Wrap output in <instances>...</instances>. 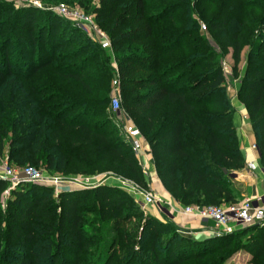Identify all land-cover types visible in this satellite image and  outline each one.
Instances as JSON below:
<instances>
[{
	"label": "trees",
	"instance_id": "16d2710c",
	"mask_svg": "<svg viewBox=\"0 0 264 264\" xmlns=\"http://www.w3.org/2000/svg\"><path fill=\"white\" fill-rule=\"evenodd\" d=\"M41 1L90 10L111 48L102 50L87 38L74 46L81 34L57 28V21L63 20L56 15L36 28L35 8L9 13L0 21V56H4L0 64L6 67L5 73L0 70V118L12 111L13 129L18 131L9 144L8 162L25 166L42 161L48 172L62 175L112 173L144 186L130 146L124 150L125 143L113 137L111 118L106 116L115 74L112 61L120 71L125 107L139 112L157 178L171 198L183 206L237 204L240 196L232 174L243 169L244 161L224 87L222 54L199 32V23L205 24L223 55L231 51L232 72L240 78L237 99L247 109L264 169V0L241 4L237 14L213 12L207 0ZM8 45L14 50L11 62ZM245 49L249 51L240 76L237 66ZM55 79L77 83L81 97L62 94L56 112L49 113L43 106L54 99ZM34 113L37 124L31 128L23 120ZM5 185L0 181V193ZM43 189L30 185L14 190L6 208L5 245L31 244L39 251L28 253L36 263H55L62 248L76 263L81 251L101 243L99 236L88 233L91 223L112 220L118 231L119 219L126 223L141 217L131 197L106 185L61 192L57 201L46 198ZM133 233L134 229L117 234L113 243H121L119 252L114 250L116 244H103L93 264H226L230 256L224 251L235 239L245 240L237 245L250 256L248 264H264V228L258 225L226 238L196 240L146 218L138 248ZM19 264L33 262L24 259Z\"/></svg>",
	"mask_w": 264,
	"mask_h": 264
},
{
	"label": "rangeland",
	"instance_id": "374dc122",
	"mask_svg": "<svg viewBox=\"0 0 264 264\" xmlns=\"http://www.w3.org/2000/svg\"><path fill=\"white\" fill-rule=\"evenodd\" d=\"M209 1L208 4L212 3V11L214 12L215 10H226L227 12H233L237 14V11L240 9L241 4L244 5H253L255 3H260L263 0H207ZM39 4L41 6V8H38L37 6L34 7V5ZM59 5H65L68 6L70 9L73 10H78L81 13H83L84 15H93L90 14V10L85 11L82 7H80L77 4H72V5H67L64 3H60L58 5H49V4H44L41 0H0V21H5L6 20V16L9 13L12 12H16V11H21L24 9H30V8H35V10H38L37 12L33 13V19H34V25L36 28L42 26L44 23H46V21L52 17H54V13L52 12H48V9L50 8H54L56 6ZM93 6H98L97 2H93L92 3ZM58 17V16H57ZM61 18V17H58ZM61 20H63V22H58L56 23V27L60 29V27L63 26V28H67V30H71V29H76V33L77 34H81V38H78L75 42H74V46L77 44H80L83 42L84 38L89 39L91 42H93L91 40V38L89 37V30L85 27H76L75 24L71 21L65 20L63 18H61ZM199 32L201 34H206L208 37V40L211 42L212 46L214 47L215 51L218 54H222L221 60H220V64H221V70L223 75L225 76V89H226V94L229 98V101L231 103V88H233L236 84L239 85L240 83V78H235V76L233 75V62L231 60V51H228V54H224L223 52L220 51L219 47L216 45V43H214V41L211 38V35L208 34L205 24L203 22L200 21L199 23ZM203 27H205V30H203ZM79 32V33H78ZM249 49H245V51L242 53V58H241V62L239 63V65L237 66V71L238 74H240V76L242 75V73L244 72L245 66H246V57L248 54ZM7 60L8 62H11L13 60V56H14V50L12 49L11 45L7 46ZM0 59H4V56L1 54ZM4 61V60H3ZM30 61V60H29ZM28 61V62H29ZM31 63V61L29 62V64ZM111 66L112 68H114L115 70V74H113V77L111 79L110 82V99H111V95H112V90H113V81L117 78V75L120 76V71L117 68L116 64L114 62L111 61ZM0 70L2 72H6V67L2 64H0ZM52 81V79H50ZM52 96L54 97V99L46 106H43L44 108L47 109V112L49 113H53L56 112L55 107H57L60 103V97L62 96V94L64 95H68L71 98H80L81 97V91L80 88L78 87L77 83L75 82H63L60 81L59 79H55V81L52 83ZM230 88V89H229ZM239 88V86H238ZM120 89V93H121V107H120V112H121V118L116 117V115L112 114L110 111V106H107V113L106 116L108 118H111V124L113 126V137L114 138H119L121 139L126 147H124V150L128 151V142L126 141V139L124 138V136L120 133V128L119 126H121L123 123L127 122L130 125H132L133 127L137 128L142 136L143 139V163L142 165H139L140 167V172H141V176L143 178V180L145 181V185L144 186H139L140 189L142 191H151L153 192L155 195H158L159 197L163 198V194L161 193V191L159 190V188L157 186H155V182H157V173H156V169L154 166V157L152 156V152L150 147L148 146V144L145 141V137H144V132H143V128L142 126L139 124V112L138 111H134V110H130L127 109L125 107V104L123 102V93H122V88L121 85L119 87ZM141 92V91H140ZM50 106H53V108H50ZM26 108V107H25ZM24 108V109H25ZM6 116L1 117L0 118V135L4 141V152H2V154L0 155V165H7L11 170L20 172L23 168L25 167H30L35 169L36 171H38L39 173L45 175V176H49V177H61L63 179H88L90 180V183L92 184V186H101V185H106L108 187L114 188L115 190H118L124 194H126L127 196L132 198L133 201V206L134 209L136 210L137 213L141 214L140 218H137L135 216H133L130 221H127L126 223H123V219H119V229L118 231H115V224L114 221L112 220H104L102 223H100L101 225H99L98 223L94 222L91 223V228L90 230H88L89 234H93L94 236H99V238L101 239V243H98L96 245L91 246V249L88 251H81L77 258H76V263L73 262V259H71L69 257V255L66 254V250L64 248L61 249L60 254L57 256V260L56 262L52 263L50 261H40V262H35L36 260H34L33 257L28 256V253L31 252L32 254L38 253L39 251L36 250L34 248V246H32L31 244L27 243V245L24 247L22 245V247L20 246H14V244H12V241L10 242L9 246L5 245V240L6 239V235L8 234V232L5 230L6 229V220H7V205L10 199H12V193L14 190H17L21 187H25V186H30V185H34V184H30L27 182H23L20 183L18 186H13L11 183L6 182L5 187L2 189L1 193H0V264H19V262L23 261L24 259H30L32 260L33 264H86V263H91L93 264L96 261V255L98 254V250L102 247H108L109 245L111 246V244L115 241V238L118 236L117 234H121L122 233H127L130 232L134 229V233L135 236L137 235V238L135 239V243L136 246L137 241H138V237L139 234L141 232V227L144 223V220L146 218H152V219H156L158 222H160L163 225H168L170 227H172L173 229H175L177 231V234H179L182 237H187V238H192L194 239V235H190L187 234V232H182L180 230H177L176 227H174L173 224H170L169 222H163L161 221V219L157 218V214L154 211L153 208H143L138 202L135 201V199L133 198V195L130 193V190H122V187H124L121 182L122 180H124V183L127 181L131 182L129 180L123 179L120 176H116L115 174L112 173H106V174H99V175H94V176H74V175H62V174H53L48 172L45 169L44 164L42 163V161H40L39 163H31V164H26L25 166H20L18 164H13V163H9L8 162V148H9V144L11 142V140L18 134V131H14L13 129V112L6 110ZM35 112V111H33ZM21 114H25V110L21 111ZM94 115H90V117H93ZM25 125H28L29 127L32 128H36V124H37V116L36 114H32L31 116L26 117L25 120H23ZM97 119L94 120V124H97ZM98 126V125H96ZM108 131H111L112 129L109 128L107 129ZM132 153V152H131ZM134 155V154H133ZM121 180V181H119ZM159 180V179H158ZM96 184V185H94ZM38 186V185H35ZM40 188H42V186H39ZM91 188V189H83V190H93L95 189ZM44 189L41 191V193L46 196V198H49L51 201H57L58 200V196H56L55 192L53 189L48 188L45 189V187H43ZM75 190H79L78 187H71L70 189H66L63 190L62 192H66V191H75ZM165 190V189H164ZM166 192V191H165ZM40 193V191H39ZM167 193V192H166ZM168 194V193H167ZM92 196V195H91ZM170 196V195H169ZM92 198V197H90ZM177 203V202H176ZM190 206V205H189ZM166 207V206H165ZM164 207V209H161L160 211L164 212L166 211V208ZM135 215V214H134ZM91 221H94L93 217H90ZM206 221V220H205ZM204 221V222H205ZM123 223V224H121ZM207 223V221L205 222ZM207 225H210L209 223H207ZM103 226V227H102ZM212 227V226H211ZM94 230H91L93 229ZM242 230V228L240 229ZM233 234V233H232ZM231 235V234H229ZM132 236V233H131ZM164 236V235H163ZM162 236V238H164ZM214 236V234H213ZM55 235L52 236V238H54ZM196 237V236H195ZM228 237L225 236V238ZM223 238V237H222ZM9 241V240H7ZM245 240L244 239H235L233 240L231 245L233 247H231L230 250H226L224 251L225 254L229 255V259L227 260L226 264H242L245 259H244V254L245 252L240 251L238 249V245H241ZM225 243H227V241H225ZM23 244V243H22ZM115 245V249L116 252H119V247H121V243L117 242L113 243ZM231 244V243H230ZM238 244V245H237ZM138 248V246L136 247ZM110 251V250H109ZM110 255V253L108 254ZM107 255V257H108ZM115 254H113L111 261L114 260ZM103 257H105V254L103 255ZM105 259V258H104ZM103 261V259H102ZM101 261V262H102ZM99 264V263H98Z\"/></svg>",
	"mask_w": 264,
	"mask_h": 264
},
{
	"label": "built area",
	"instance_id": "2783aa9c",
	"mask_svg": "<svg viewBox=\"0 0 264 264\" xmlns=\"http://www.w3.org/2000/svg\"><path fill=\"white\" fill-rule=\"evenodd\" d=\"M41 8L39 4L34 5ZM49 12L65 20L71 21L77 27L85 26L89 30V37L98 44L102 50H109L111 48L110 40L107 35L96 25L94 15H84L78 10L70 9L68 6L59 5L48 9ZM205 30V27H203ZM120 77L113 81V90L110 99V111L116 117L121 118V93H120ZM120 128V133L124 136L136 161L142 165L143 161V139L140 131L125 122ZM253 149H257L253 146ZM248 170L255 171V166L250 163L247 166ZM0 181L9 182L13 186H18L20 183L27 182L30 184L51 188L58 196L63 190L71 187H78L79 189H91L90 180L84 179H63L61 177L45 176L33 168L25 167L20 172L11 170L6 164L0 165ZM121 181V180H119ZM121 184L124 186L122 190H130L133 198L144 209L156 208L158 211L164 209L168 203L158 195L151 191H142L139 185L128 182ZM96 185V184H94ZM181 216L192 217L199 220H206L214 224L213 234H232L234 233L231 226H237L242 229L258 225L264 228V210L254 206L251 200H243L240 204L220 205V206H183L178 204L174 210Z\"/></svg>",
	"mask_w": 264,
	"mask_h": 264
},
{
	"label": "crops",
	"instance_id": "0c3cea01",
	"mask_svg": "<svg viewBox=\"0 0 264 264\" xmlns=\"http://www.w3.org/2000/svg\"><path fill=\"white\" fill-rule=\"evenodd\" d=\"M238 86L239 85L236 84L233 88L229 89L231 90L232 96V123L238 138L239 150L244 161V167L240 171L232 174V185L240 196V200L237 204L248 199L253 202L255 207L264 210V169L261 165L258 149H253V146H256V140L251 128L247 109L245 105L237 99ZM250 163L255 166V171L248 170L247 166ZM154 184L159 188L163 194V199L168 203V205H166L167 208L165 207L166 211L164 212L153 208L157 214V218L159 217L161 221L173 224L177 230L187 232L189 236L193 234V237L197 240H205L213 237L214 224L212 222L207 221V223L210 224L207 225L205 220L181 216L174 212L178 203H176L171 196L165 192L158 179ZM231 228L233 232H237L241 229L234 225L231 226ZM244 259L245 261L242 264H248L250 256L245 253Z\"/></svg>",
	"mask_w": 264,
	"mask_h": 264
},
{
	"label": "water",
	"instance_id": "95a60500",
	"mask_svg": "<svg viewBox=\"0 0 264 264\" xmlns=\"http://www.w3.org/2000/svg\"><path fill=\"white\" fill-rule=\"evenodd\" d=\"M79 190H82V189H79ZM75 191H77V190H75ZM229 236V234H220V235H214L212 238H222V237H225V236ZM194 239H196V238H194ZM209 239H211V238H209ZM197 240V239H196ZM205 240H207V239H205Z\"/></svg>",
	"mask_w": 264,
	"mask_h": 264
}]
</instances>
